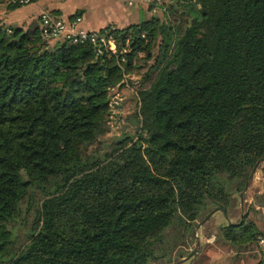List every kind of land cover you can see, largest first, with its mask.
<instances>
[{
	"label": "trees",
	"instance_id": "16d2710c",
	"mask_svg": "<svg viewBox=\"0 0 264 264\" xmlns=\"http://www.w3.org/2000/svg\"><path fill=\"white\" fill-rule=\"evenodd\" d=\"M155 3L99 31L115 51L51 45L40 16L27 29L0 20V264H172L251 184L264 161V0ZM132 73L134 132L103 139L110 90ZM220 232L236 247L264 235L246 214Z\"/></svg>",
	"mask_w": 264,
	"mask_h": 264
},
{
	"label": "rangeland",
	"instance_id": "374dc122",
	"mask_svg": "<svg viewBox=\"0 0 264 264\" xmlns=\"http://www.w3.org/2000/svg\"><path fill=\"white\" fill-rule=\"evenodd\" d=\"M39 2H41V0ZM7 4L9 3L6 0H0L1 22L4 21V23L7 24H17L27 29L29 25L38 19V15L33 12V9L36 7L35 4L22 6L21 8L10 12L7 11ZM164 10L165 9L162 8L159 10V12ZM50 43L51 45H54L55 41ZM140 80V74L132 73L125 76L122 85L116 86L110 90L111 111H122L123 113L121 112V116L123 119L121 120V124H119L118 121L120 116L117 117L116 121L114 122V127H112L107 121L109 131L106 133L103 139L113 138L129 131L134 132L135 123L132 119L129 120L127 116L134 112L136 106L134 96H136L138 90L143 87V84L140 82ZM109 118L110 117L108 115V120ZM123 128H125V130H122ZM261 164H263L261 170L264 173V161L260 162L259 165ZM262 171L260 174H254L251 184L249 185L248 189L242 193L241 198L237 200L235 208L232 209L230 217H228V215H226L223 211L217 210V208L214 212H211L212 215L206 220L203 226L198 229V232L200 231L201 235H203V245L201 248H198V253L196 252L197 254H194L196 257H193V255L190 257L191 259H187V264H209V260L212 264L211 258H214V254L218 255V257L221 256L222 258L227 259L231 264L238 261H243L242 264L252 263L253 259H255V256L258 255L259 248L257 244L250 243L247 247H236L232 245V243H229L227 240H225L223 233L220 232V230L222 227L226 226L229 221L238 223L242 219L243 215L246 214V218L255 222L259 231L264 234V177L262 175ZM211 213H209L207 216H209ZM193 232L192 236L189 238V245L184 246L185 249L182 248L185 251L189 249L192 251L195 248L197 242L193 236ZM181 246L182 245H180V247ZM179 253L180 250L178 249L177 255Z\"/></svg>",
	"mask_w": 264,
	"mask_h": 264
},
{
	"label": "crops",
	"instance_id": "0c3cea01",
	"mask_svg": "<svg viewBox=\"0 0 264 264\" xmlns=\"http://www.w3.org/2000/svg\"><path fill=\"white\" fill-rule=\"evenodd\" d=\"M39 1L40 0L33 3L36 5V7L33 9V12L36 13L38 17L40 16V13L43 10L52 11L53 13H56L58 16L62 18H71L76 14H81L83 18L81 26L86 29L95 30V31H100L102 29H106L109 27L124 28L131 24L139 23L150 16L149 7L151 0H41V2ZM262 166L263 164L259 165V167L255 172L256 174L261 173ZM262 175L264 177L263 171H262ZM197 234L200 242L199 247L201 248L203 245V235H201L200 231L197 232ZM243 246L247 247L249 246V244ZM195 255L193 257H196ZM256 256L251 264H256L259 261V256H260L259 251H258V255ZM211 259H212L211 261L212 264H231L227 259L222 258L221 256L218 257V255L215 254H214V258ZM242 262L243 261L241 262L238 261L232 264L235 263L242 264ZM208 263L211 264L210 260ZM180 264H187V260Z\"/></svg>",
	"mask_w": 264,
	"mask_h": 264
},
{
	"label": "built area",
	"instance_id": "2783aa9c",
	"mask_svg": "<svg viewBox=\"0 0 264 264\" xmlns=\"http://www.w3.org/2000/svg\"><path fill=\"white\" fill-rule=\"evenodd\" d=\"M9 4H18L26 6L36 2L37 0H6ZM155 7L153 12H159L162 9L163 0H155ZM83 21L82 16H76L74 18H62L49 10H43L40 13V27L43 39L48 42L53 41H69L72 43H83L92 42L98 44L102 42L109 49L115 51L116 45L111 38H107L102 35L99 31L89 30L81 26ZM114 88V87H112ZM111 88V89H112ZM117 102V101H116ZM120 110L109 111V120H107L112 127H114V122L116 118L120 116L119 124L123 119ZM123 113V112H122ZM257 246L259 248V263L264 264V235L258 237Z\"/></svg>",
	"mask_w": 264,
	"mask_h": 264
},
{
	"label": "water",
	"instance_id": "95a60500",
	"mask_svg": "<svg viewBox=\"0 0 264 264\" xmlns=\"http://www.w3.org/2000/svg\"><path fill=\"white\" fill-rule=\"evenodd\" d=\"M212 215V213L209 215V216H207L205 219H203V220H201L198 224H197V226H196V228H195V230H194V232H193V236H194V238H195V240H196V242H197V244H196V247L186 256V257H184V258H182V259H180V260H178V261H176V262H174V263H172V264H180V263H182V262H184V261H186L187 259H189L191 256H193L196 252H197V250H198V248H199V244H200V242H199V237H198V234H197V232H198V229L206 222V220L210 217Z\"/></svg>",
	"mask_w": 264,
	"mask_h": 264
}]
</instances>
